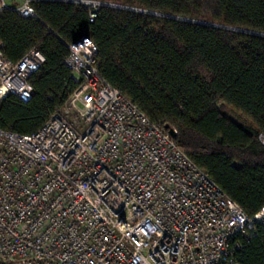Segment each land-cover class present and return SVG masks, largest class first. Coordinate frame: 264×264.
<instances>
[{"label": "built area", "instance_id": "1", "mask_svg": "<svg viewBox=\"0 0 264 264\" xmlns=\"http://www.w3.org/2000/svg\"><path fill=\"white\" fill-rule=\"evenodd\" d=\"M35 1L0 0V13L37 17ZM81 2L93 21L100 3ZM3 47L0 105L28 103L45 55L13 61ZM69 50L66 103L33 133L0 127V264H240L264 211L249 216L110 83L91 38Z\"/></svg>", "mask_w": 264, "mask_h": 264}, {"label": "trees", "instance_id": "2", "mask_svg": "<svg viewBox=\"0 0 264 264\" xmlns=\"http://www.w3.org/2000/svg\"><path fill=\"white\" fill-rule=\"evenodd\" d=\"M81 1H94L93 7ZM107 4V5H105ZM37 17L0 13L7 58L31 48L45 55L24 103L8 96L0 127L30 134L68 100L77 84L65 63L83 36L98 46L102 74L210 173L251 217L264 211V36L143 13L264 33V0H36ZM128 8V9H127ZM229 110L239 114L234 118ZM240 264H264V225L245 242Z\"/></svg>", "mask_w": 264, "mask_h": 264}, {"label": "water", "instance_id": "3", "mask_svg": "<svg viewBox=\"0 0 264 264\" xmlns=\"http://www.w3.org/2000/svg\"><path fill=\"white\" fill-rule=\"evenodd\" d=\"M102 4V3H100ZM107 5V4H105ZM128 9V8H127ZM134 11H140L143 13H149V14H155V15H160V16H166V17H171V18H175V19H180V20H185V21H189V22H196V23H200V24H206V25H211V26H217V27H221V28H225V29H229V30H233V31H238V32H243V33H247V34H252V35H260V36H264V33H260V32H255V31H250V30H246V29H239V28H231V27H225V26H221V25H215V24H211V23H206V22H200V21H194V20H188V19H184V18H180V17H174V16H170V15H165L162 13H155V12H151V11H144V10H138V9H131ZM86 37L83 36L81 38H79L78 40H76L75 42L78 41H82V39ZM165 129H167L174 137H176L177 132L175 131L174 128L170 127L169 125L165 126Z\"/></svg>", "mask_w": 264, "mask_h": 264}, {"label": "rangeland", "instance_id": "4", "mask_svg": "<svg viewBox=\"0 0 264 264\" xmlns=\"http://www.w3.org/2000/svg\"><path fill=\"white\" fill-rule=\"evenodd\" d=\"M94 2V1H93ZM11 3V2H10ZM99 3V2H98ZM131 10V9H130ZM229 113L234 117V118H239V114L236 113L235 111L233 110H229Z\"/></svg>", "mask_w": 264, "mask_h": 264}]
</instances>
